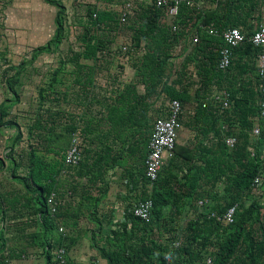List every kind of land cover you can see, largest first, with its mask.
<instances>
[{
  "label": "trees",
  "instance_id": "obj_1",
  "mask_svg": "<svg viewBox=\"0 0 264 264\" xmlns=\"http://www.w3.org/2000/svg\"><path fill=\"white\" fill-rule=\"evenodd\" d=\"M42 1L56 9L55 29L44 45L32 51L29 64L38 56L57 50L64 36V6L57 0ZM184 1L190 4L180 5L172 23L182 27L178 32L161 20L162 12L154 5L140 8L134 25L129 27L136 49L132 56L136 55L133 66L138 80L105 103L106 121L116 115V129L108 131L116 132V165L125 169L127 158L135 159L140 176L136 174L132 186L137 189L141 183L135 200L136 203L150 200L152 211L149 222H143L132 215L130 207L125 210L122 222L106 235L100 249L104 264H264V156L258 146L262 140L250 136L260 111L259 79L253 76L248 81L242 80L249 67L240 57L255 54L258 48L246 42L233 50L238 60L231 62L227 74L216 69L218 51L223 46L221 33L236 28L249 38L264 15L262 0ZM205 3L210 7L206 8ZM92 12L88 14V28L78 37L81 50L73 53L71 61H95L101 51L99 30L119 24L115 13L96 10L93 19ZM209 29L217 35H210ZM195 34L198 40L193 44ZM178 58L179 66L173 62ZM189 66L193 67L192 72ZM23 67L21 63L12 68L15 76ZM215 78L217 87L226 88L231 94V106L221 114L202 107V99ZM15 79L12 85L17 84ZM138 83L144 87L143 94L136 91ZM5 84L8 90H13L10 79ZM194 84L200 86L191 92ZM156 96L176 99L182 106L192 105V114L182 123L194 133L197 143L186 149L176 144L174 157L162 167L158 178L149 183L144 178V160L153 123L147 116V101ZM73 131L70 129L67 134L70 136ZM209 134L216 141L205 146L202 140ZM226 136L237 139L233 149L224 145ZM63 155L64 152L61 165L65 167ZM35 156L34 152L29 153V175L24 180L26 193L31 194L28 200L37 206L40 231L28 236L31 239L25 236L23 242L41 247L46 264H57L52 251L63 248L66 263L71 264L67 258L71 240L58 231V211L52 219L46 205L47 197L55 190L47 181L54 179L50 174L39 178V172L48 166L41 160L34 161ZM55 169L57 175L60 167L56 165ZM257 176L261 184L254 191L251 183ZM200 200H208V204L199 206ZM232 206L236 209L231 223L216 219ZM9 251L8 257L0 256V264L20 256Z\"/></svg>",
  "mask_w": 264,
  "mask_h": 264
},
{
  "label": "crops",
  "instance_id": "obj_2",
  "mask_svg": "<svg viewBox=\"0 0 264 264\" xmlns=\"http://www.w3.org/2000/svg\"><path fill=\"white\" fill-rule=\"evenodd\" d=\"M120 1L123 5V0ZM37 2L42 6L47 5L42 0ZM135 2L139 5L138 10H135V6L133 10L137 19L140 8L149 6L150 2L134 0V5ZM24 14L22 10V16ZM116 15L119 16V12ZM260 23L254 27L253 32ZM179 28L181 31L182 27ZM27 32L30 34L29 31ZM214 35H217L216 31ZM196 36L198 40L197 34L193 39ZM50 38L48 37L45 42ZM22 39L23 43H20L19 47L26 50L30 44L25 37ZM193 39L192 43L195 44L197 41L193 42ZM246 42L248 41L244 43ZM224 46L223 42V46L218 51L216 69L227 74L231 62L236 63L238 58L237 53L233 52L235 48L231 49L230 64L223 70L219 69L220 50ZM256 48H258L257 53L240 56L249 67L248 72L242 77L244 81H248L253 76L259 79L258 59L261 49ZM28 62L21 61L16 64L18 67L22 63L24 67L18 69L20 73L14 76L17 84L15 88L13 87L16 94L13 99L11 93L14 91L7 89L6 84L2 82L3 75L0 76L2 97L0 99V256L8 257L10 249L14 255H20L14 259L8 258L11 264H46L41 247L31 245L33 242L27 244L23 242L25 236L36 235L40 231L36 217L37 206L28 200L31 194L27 195L24 180L29 175L27 169L31 163L28 158L29 153L34 152L36 155L34 161L41 160L48 166L39 172V178L43 176L45 178L50 174V178L54 180L47 182L53 184L61 201L57 223L58 227L63 228L62 233L71 240L67 258L71 264H104L100 249L104 245L106 235L122 222L125 210L129 207L132 209L136 204L135 197L141 189V183L137 185V189L132 186L134 177L136 174L139 175L140 169V166H135V159L127 158L125 169L116 165V132H108L112 127L116 129V115L111 121H106L105 103L110 97L115 98L116 93L122 91L126 85L138 80L135 74L136 67L133 66V61H49L48 84H46L45 77L40 75L38 69L42 66L41 61H31L30 64ZM173 62L177 66L181 63V61ZM25 64L28 66L25 67ZM115 65L121 69L120 75L113 74L112 67ZM189 70L192 71L193 67L189 66ZM103 72L108 74L104 75ZM36 78L39 79L37 84L34 83ZM101 79L106 80L102 86L98 84ZM216 83V78L211 81L209 90L202 99V107L210 108L214 114H221L230 108L231 94L226 88H218ZM211 88L214 90L211 91ZM216 88L218 90H215ZM136 91L138 94H143L144 87L138 83ZM28 92H34L38 100L33 115L25 113L23 99L20 97ZM224 95H227L229 105L221 110V103L216 97L222 98ZM167 99L168 97L165 96L148 99L147 116L152 121L151 125L155 118L162 114ZM185 107L186 105L182 106V127L179 133L184 129L182 122H185L183 121ZM257 119H254V125ZM70 129L82 133L83 159L74 168L61 165V156L69 144L70 136L67 131ZM210 135L213 134L208 136ZM250 136L252 137L251 133ZM206 139L207 137L202 140L203 145ZM252 139L257 140L253 137ZM215 141H211L209 145ZM179 142L177 138V146L186 149L187 145L192 148L197 140L194 135L192 138H186L182 143ZM258 146L264 150V143L260 142ZM167 164L168 161L165 166ZM56 165L60 167L57 175Z\"/></svg>",
  "mask_w": 264,
  "mask_h": 264
},
{
  "label": "rangeland",
  "instance_id": "obj_3",
  "mask_svg": "<svg viewBox=\"0 0 264 264\" xmlns=\"http://www.w3.org/2000/svg\"><path fill=\"white\" fill-rule=\"evenodd\" d=\"M65 8L64 17V36L58 46L57 50L53 53L42 54L38 56L35 61H41L39 73L45 77V82H48V63L49 61H71L74 52L80 51L79 36H82L87 27V21L89 20L88 14L93 10L104 11L107 10L112 13H118L122 9V2L120 0H57ZM41 3V2H40ZM206 8L210 7L209 3H205ZM139 9V5L135 2V10ZM22 10L25 14L22 16ZM56 9L52 6H42L37 0H0V76L2 82L5 84V80L10 79V85L14 82L16 64L21 61H28L32 51L37 45H44L48 37H52L54 33V22L53 18ZM28 13H30L28 15ZM97 13V12H96ZM136 12L131 14L127 24L119 25L112 29H100L98 34V43L100 45V52L98 58L95 61H134L136 55L134 54L135 47L133 46L132 31L129 29L136 20ZM264 23V15L261 18ZM29 31L30 34L27 32ZM92 33H90L91 35ZM93 34H95L93 32ZM30 35V36H29ZM25 37L27 43L30 46L26 50H22L19 46L22 42V38ZM35 41V44H34ZM128 46L133 48L132 51L124 53L122 47ZM39 47V46H37ZM36 47V48H37ZM179 50H177L178 52ZM177 54V53H176ZM178 58L175 61H180ZM80 61H91L83 60ZM113 74L120 75L121 69L118 66L112 67ZM192 72V71H191ZM107 75L108 72H103ZM8 77V78H7ZM126 77V74H125ZM39 78V77H38ZM36 78L34 83H39V79ZM103 78V77H101ZM195 79V78H194ZM98 84L102 86L105 79H101ZM16 84V83H15ZM15 84L12 85L15 88ZM200 84H194L191 92L195 88H198ZM214 88H211V91ZM215 90H218L216 88ZM11 96L16 97L15 89H13ZM141 91V88H139ZM15 96V97H13ZM23 99L22 105H24L25 113H33L37 109V96L34 92H28L27 94L20 96ZM19 97V99H20ZM0 99L2 97L0 96ZM36 108V109H35ZM193 112L192 105H187L184 111V119L186 121L188 115ZM178 135V142L182 143L186 138L194 137L192 131H187V128L183 126ZM189 145H187L188 147Z\"/></svg>",
  "mask_w": 264,
  "mask_h": 264
},
{
  "label": "built area",
  "instance_id": "obj_4",
  "mask_svg": "<svg viewBox=\"0 0 264 264\" xmlns=\"http://www.w3.org/2000/svg\"><path fill=\"white\" fill-rule=\"evenodd\" d=\"M148 4L154 5L156 9L162 12V18L165 23L172 25V31L177 32L180 30L179 25L172 24L173 20L178 14V9L180 5L185 2L187 5L190 4L189 1L184 0H148ZM134 0H123L122 9L119 12L118 22L119 25H124L127 23L130 15L134 10ZM262 8L264 12V0H262ZM96 13L92 15L93 19L96 18ZM209 34L214 35L215 31L209 30ZM222 40L225 46L220 50V58L218 62V68L223 70L230 64L231 49L238 47L245 41L250 42L252 45L259 47L261 53L258 59V77H259V95H260V111L259 117L256 124L251 129L250 133L253 138L261 139L264 143V23H260L253 34L247 38L239 29H229L221 34ZM197 41V36L194 37L193 42ZM132 48L128 46L122 47V52L127 53V51ZM141 51V48H140ZM216 100L221 103V110L228 107L227 95L222 98L216 97ZM181 115H182V105L176 99H167L163 106L162 114L155 118L153 123L152 131L149 135L147 142V155L144 160V176L145 179L152 183L159 175L162 167L167 161L174 157V148L177 143L178 133L181 129ZM224 128V127H223ZM226 130V128H224ZM216 140L213 135H210L205 140V145H209L211 141ZM237 143V139L234 136H226L224 138V145L228 149H233ZM262 156H264V150L260 151ZM253 155V151H252ZM83 159L82 150V134L80 131L75 130L70 133L69 144L63 155V164L66 168L77 167ZM261 184V178L255 177L251 183L252 190H257ZM61 201L59 200L58 194L53 190L46 199V205L49 210L50 217L55 219L58 207ZM208 204V200L198 201L199 206H204ZM236 206H232L227 209V211L222 216H217L216 219L223 223H231L233 220V215ZM152 211V202L150 200H145L137 202L132 207V215L135 218L140 219L143 222H149ZM211 216L215 217L214 214ZM60 233L63 232L62 227H58ZM53 260L57 264H67L66 263V252L63 248H58L53 252ZM10 260H6L7 264H11ZM210 260H207L209 263Z\"/></svg>",
  "mask_w": 264,
  "mask_h": 264
},
{
  "label": "clouds",
  "instance_id": "obj_5",
  "mask_svg": "<svg viewBox=\"0 0 264 264\" xmlns=\"http://www.w3.org/2000/svg\"><path fill=\"white\" fill-rule=\"evenodd\" d=\"M54 251H55V250H54ZM54 251H52V257H53V252H54ZM53 261H54V260H53Z\"/></svg>",
  "mask_w": 264,
  "mask_h": 264
}]
</instances>
